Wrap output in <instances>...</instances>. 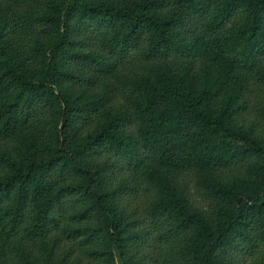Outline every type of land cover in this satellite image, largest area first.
<instances>
[{"label":"trees","instance_id":"1","mask_svg":"<svg viewBox=\"0 0 264 264\" xmlns=\"http://www.w3.org/2000/svg\"><path fill=\"white\" fill-rule=\"evenodd\" d=\"M0 47V264H264V0H0Z\"/></svg>","mask_w":264,"mask_h":264},{"label":"rangeland","instance_id":"2","mask_svg":"<svg viewBox=\"0 0 264 264\" xmlns=\"http://www.w3.org/2000/svg\"><path fill=\"white\" fill-rule=\"evenodd\" d=\"M0 49H1V47H0ZM116 261L119 263L120 262V260H119V258H118V256L116 255Z\"/></svg>","mask_w":264,"mask_h":264}]
</instances>
